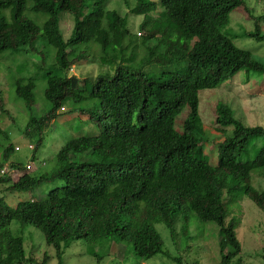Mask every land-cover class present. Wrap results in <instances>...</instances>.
I'll use <instances>...</instances> for the list:
<instances>
[{"label":"trees","instance_id":"16d2710c","mask_svg":"<svg viewBox=\"0 0 264 264\" xmlns=\"http://www.w3.org/2000/svg\"><path fill=\"white\" fill-rule=\"evenodd\" d=\"M77 1L79 15L65 39L61 13L66 0H0V56L26 49L46 54L40 43L55 55L56 72L42 76L49 103L42 115L35 111L37 77L16 81V95L29 116L21 129L24 139L39 150L67 104L97 127V133L64 146L55 167L38 175L11 161L16 146L11 133L0 127V169H6L0 184H10L14 170L21 176L7 188L13 193L61 182L41 201L23 199L15 206L0 192V264L50 261L44 255L39 262L29 249L32 256L27 257L25 238L14 234L13 222L41 231L55 249L58 264H64L65 249L78 240L91 247L108 243V250L118 247L143 262L162 258L200 264L197 258L187 263L183 254L189 255L195 222L214 224L219 228L221 264H241L243 244L237 230L242 213L233 206L239 198L248 199L264 214V186L256 183L264 174L253 180L254 171H264V144L252 159L244 158L255 139L264 140V128L248 126L236 117L231 103L216 99L213 128L223 136L215 139L203 128L199 95L242 72L248 78L264 77V63L234 42L239 37L264 42V16L254 18V31L231 36L226 28L234 10L242 7L253 18L245 0H135L136 12L160 6L163 11L157 17L144 15L143 26L151 34L133 45L132 39L128 43L133 33L127 15L112 8L111 0ZM93 44L103 60L118 61L109 81L115 96L104 88V77L93 86L88 79L69 75ZM0 111L10 116L2 91ZM210 143L215 144L211 149ZM34 160L35 155L30 162ZM262 227L264 234V223ZM168 235L173 248L167 246Z\"/></svg>","mask_w":264,"mask_h":264},{"label":"rangeland","instance_id":"374dc122","mask_svg":"<svg viewBox=\"0 0 264 264\" xmlns=\"http://www.w3.org/2000/svg\"><path fill=\"white\" fill-rule=\"evenodd\" d=\"M152 1L159 2V0ZM92 3L93 1L90 2V4ZM245 3L246 7L250 9L253 18H248L246 13L243 12L242 7L234 10L231 14L230 23L226 28V32L231 36L254 31V18L264 16V0H245ZM66 5V11L61 13V25L64 30L65 39L72 33L75 20L77 15H79V3L77 0H66ZM86 5V8L89 9L88 3ZM135 6V0H111L112 8H117L121 14L127 15L130 30L133 33L128 43L134 40L133 45L139 43L141 36L151 34L143 26L144 15L149 13L157 17L158 12L163 11V8L160 6L157 11L151 10L147 11V13L143 11L136 12ZM30 16L33 20L37 18V15L34 13H31ZM260 26L261 33L264 35V21L260 22ZM234 42L238 47L250 50L258 60L264 63V42H258L256 39L247 37L236 38ZM39 45L42 50H47L46 54H34V52L26 49L24 52H6L0 56V91L3 93L6 110L10 115L6 116L0 111V127L7 131L9 135L11 133V143L20 148L19 151L13 154L11 161H19L23 167H26L31 163L30 160L35 155V160L31 163L33 166L31 174L33 175H38L42 171H51L57 163L56 157L58 152L64 146L68 145L70 147L75 144L76 138L97 133V127L87 116L83 117L78 108L75 109L73 105L67 104V111L60 113L46 131L43 146L36 152L29 150L28 146L31 143L24 139L21 132V129L27 125L29 116L25 105L16 95V81L17 79L28 80L30 77H37L38 85L35 91V106H37V109L35 111L37 114L42 115L45 110L49 109V103L44 96L46 81L42 76L47 71L56 72L53 67L55 55L53 49H43V44L40 43ZM98 48L96 44H93L88 51L87 57L78 61L73 68V72L70 71L69 75L78 78L79 81L88 79L89 83L93 86L97 78L104 77L108 79V81L103 83L104 88L110 91L111 96H115L109 81L115 72L118 61L103 60L101 58V51ZM148 71L150 70L148 69ZM249 78L242 72L233 80L217 89L200 92L199 112L203 121V128L215 139H221L223 136V134L217 133L213 128L215 119L214 107L217 103L214 101L216 99H224L231 103L235 109L236 117L248 126H261L264 128V77L255 74ZM81 88H83V85ZM263 144V139H255L249 146L244 158L252 159ZM214 145V143H210L209 149ZM71 160L76 161L74 157ZM17 172L20 174L16 178L14 176L10 184L15 179L17 181L18 177L21 176V172ZM257 174H264V171H254L253 180ZM256 183L264 186V178L258 177ZM10 184H0V192L11 206H15L23 199L41 201L53 187L60 185L61 182L55 181L51 183L48 181L33 191L21 193L8 191L7 188ZM239 199L234 203L233 208L242 213L241 225L237 230L239 240L243 244L241 264H264V234L262 233L264 214L250 200L246 199L247 201L243 202L242 199ZM193 227L192 234L195 237L193 241L189 242V255L183 254L187 259L185 261L189 263V260L197 258L200 264H221L219 228L214 224L201 225L197 222L194 223ZM11 229L15 235H21L25 238L27 257L33 255L32 257L41 262L44 255H47L50 257V261L47 264H58L55 249L46 244L45 237L41 231L32 226L23 229L17 222H13ZM29 232H34V236L29 237ZM108 245L110 244L107 243L103 246L98 244L91 247L84 240H78L65 249L63 263L175 264L169 259L162 258H153L146 262L140 259H132L126 250L119 249L118 247H110L108 250ZM167 246L173 248L170 235L167 236ZM28 249L32 255H30ZM95 253L99 255L102 253L104 257L95 256Z\"/></svg>","mask_w":264,"mask_h":264},{"label":"clouds","instance_id":"9594fccd","mask_svg":"<svg viewBox=\"0 0 264 264\" xmlns=\"http://www.w3.org/2000/svg\"><path fill=\"white\" fill-rule=\"evenodd\" d=\"M73 68H74V66H73ZM73 68L70 70V71H72L73 72ZM106 80H108V79H106ZM82 86V85H81ZM64 110V109H63ZM28 148H29V150H32V151H34L35 150V145H29L28 146ZM20 150V148L19 147H16V151H19ZM8 166V164L6 165V167ZM28 166L30 167V168H28ZM26 168L28 169V170H32V168H33V166L31 165V163H29L27 166H26ZM2 171H4V173H2ZM18 170H14V171H11L9 174H10V176H11V178H13L14 176V178H16L17 176H18V174H20V173H18L17 172ZM20 172V171H19ZM3 175H6V169L5 168H1L0 169V176H3ZM20 178V176L18 177V179ZM17 179V180H18ZM16 180V179H15ZM14 180V181H15Z\"/></svg>","mask_w":264,"mask_h":264},{"label":"built area","instance_id":"2783aa9c","mask_svg":"<svg viewBox=\"0 0 264 264\" xmlns=\"http://www.w3.org/2000/svg\"><path fill=\"white\" fill-rule=\"evenodd\" d=\"M28 168H30V167L28 166ZM2 173H4V171H2Z\"/></svg>","mask_w":264,"mask_h":264}]
</instances>
